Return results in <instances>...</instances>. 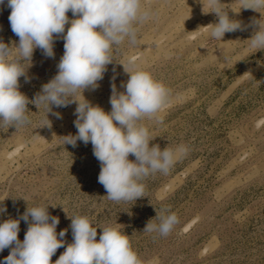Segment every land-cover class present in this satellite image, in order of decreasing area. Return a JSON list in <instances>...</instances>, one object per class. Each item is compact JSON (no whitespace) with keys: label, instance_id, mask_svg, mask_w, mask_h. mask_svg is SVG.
<instances>
[{"label":"rangeland","instance_id":"obj_1","mask_svg":"<svg viewBox=\"0 0 264 264\" xmlns=\"http://www.w3.org/2000/svg\"><path fill=\"white\" fill-rule=\"evenodd\" d=\"M222 2L238 10L236 0ZM6 5L7 0L0 5V40L18 43ZM143 6L154 15L138 25V44L122 43L99 87L83 95L110 112L112 84L123 92L122 82L129 79L120 63L134 59L174 94L161 114L162 124L143 121L156 137L150 146L183 144L187 154L167 175L157 173L143 181L146 197L113 202L98 183L100 162L91 143L77 141L72 147L61 138L77 132L76 103L53 107L61 118L49 113L50 128L42 127L46 109L30 103L29 125L0 127V207L6 208L0 222L17 218L28 205H52L56 207L49 212L60 221L56 231L68 229V243L67 214L87 216L97 227V240L100 227L106 226L128 235L142 264H264V50L254 53L248 47L251 27L226 33L222 41L211 38L206 26L217 18L202 12L200 0H143ZM228 11L245 26L261 15L250 9ZM68 16L74 18L70 11ZM63 52L62 38L55 40L54 58L34 51L29 81L19 79V90L29 100L57 74ZM75 98L82 100L79 93ZM165 208L178 218L173 230L167 236L143 232ZM27 227L21 220V241ZM64 251L57 250L53 264ZM9 253V248L0 252V260Z\"/></svg>","mask_w":264,"mask_h":264},{"label":"clouds","instance_id":"obj_2","mask_svg":"<svg viewBox=\"0 0 264 264\" xmlns=\"http://www.w3.org/2000/svg\"><path fill=\"white\" fill-rule=\"evenodd\" d=\"M236 2L238 10L226 7L222 0H200L202 12L217 18L216 23L206 26L210 37L222 41L226 33L251 27L248 47L254 53L264 50V0ZM4 4L5 0H0V5ZM6 6L11 9V30L19 40L10 44L0 40V127L16 130L29 125L27 106L31 103L38 110L41 106L46 109L42 127L50 128L49 113L61 118L53 107L76 103L77 132L61 137L64 145L91 143L93 155L100 162L98 183L109 200L119 203L146 197L143 181L157 173L167 175L188 152L183 144L163 149L159 144L150 146L156 137L143 123L145 119L163 123L161 114L173 102L172 90L129 59L127 64L120 63L129 75L121 85L125 90L120 92L112 84L110 112L93 105L83 92L99 87L107 66L114 62L112 53L122 43L138 44V25L150 20L154 13L143 6V0H7ZM228 9L237 14L241 9H250L261 15L245 26L230 18ZM66 25H70L67 30ZM58 38L64 41V52L56 65L57 74L29 100L19 90V79L29 81L27 70L36 49L46 58L55 57L54 43ZM77 93L82 100L75 98ZM130 155L135 159L130 160ZM50 206L56 207L28 205L17 218L0 222V252L10 249L0 264H53L52 257L62 247L65 251L54 264H142L129 236L118 227H100L97 240V227L87 216H69L63 209L71 220L72 242L68 243L64 239L68 229L57 233L59 217L51 215ZM5 211L0 207V213ZM21 220L28 225L23 241L18 238ZM177 223L175 213L161 209L143 232L167 236Z\"/></svg>","mask_w":264,"mask_h":264}]
</instances>
